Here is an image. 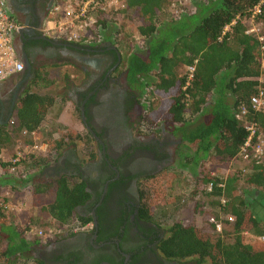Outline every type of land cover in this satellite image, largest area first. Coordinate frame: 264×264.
Segmentation results:
<instances>
[{
    "label": "trees",
    "instance_id": "1",
    "mask_svg": "<svg viewBox=\"0 0 264 264\" xmlns=\"http://www.w3.org/2000/svg\"><path fill=\"white\" fill-rule=\"evenodd\" d=\"M172 1L124 0V10H130L136 20L135 31L142 37L143 47L135 51L126 46L127 53L119 51L128 78L136 81L137 75H142L141 84L146 93L144 124L152 127L161 122L164 128L180 136L183 150L177 153L178 166L190 170L199 186L211 182L204 196L227 215L226 220L231 217V221H225L226 228L228 224L230 228L223 237L210 222L212 230L205 231L193 223L171 220L161 225L165 230L156 242L155 251L160 257L181 264H264V239L245 236L247 232L258 236L261 233L258 227L264 228V154L259 159H250L244 173L217 175L236 158L247 138L243 121L235 117L240 106L247 111L244 121L256 123L264 138V109L254 110L249 103L253 95L264 91L260 80L264 38L258 39L259 35L264 36V0L253 19L258 34L247 31V20L260 0H196L191 12L176 10L164 15V9ZM116 13L96 11L93 25L97 34L104 29H119L115 25ZM188 67H193L189 78ZM32 74L14 102L8 123L0 124V147L9 142L16 130L37 131L53 106L54 96L38 90L50 86L55 78L49 76L46 66L33 70ZM63 136L79 138L77 132L62 134L54 140L48 154L19 158L15 165L22 166L26 177L16 180L28 184L30 200L40 206L44 215L71 233L74 227L91 221L77 211L90 197L84 180L72 172L58 177L44 176L46 179L27 174L29 168L42 171L48 159L59 154L57 147ZM72 152L75 153L74 148ZM84 153L89 158L95 155L94 150L87 148ZM247 157L251 158V152L248 151ZM204 160H212L206 172L195 171L193 167ZM7 165H10L8 161H0L1 167ZM7 180L15 182L12 177ZM139 189L140 217L160 225L153 219L156 191ZM20 234L0 207V239L5 241L0 247V264H22L29 244L38 242L35 237L26 240Z\"/></svg>",
    "mask_w": 264,
    "mask_h": 264
},
{
    "label": "flooded vegetation",
    "instance_id": "2",
    "mask_svg": "<svg viewBox=\"0 0 264 264\" xmlns=\"http://www.w3.org/2000/svg\"><path fill=\"white\" fill-rule=\"evenodd\" d=\"M56 1L4 0L20 25L13 33L17 57L25 56L33 66L30 76L23 68L0 80V122L33 70L62 69L60 78L67 82L54 86L53 94L73 103L84 132L77 133V140L65 139L41 173L58 177L73 172L83 179L90 197L77 211L91 221L40 247L29 246L25 253L33 264H181L156 253L165 227L140 217L136 178L170 165L183 150L182 140L161 122L144 124L142 75L136 81L128 78L112 37L80 43L46 31ZM85 147L94 150V157L79 155Z\"/></svg>",
    "mask_w": 264,
    "mask_h": 264
},
{
    "label": "rangeland",
    "instance_id": "3",
    "mask_svg": "<svg viewBox=\"0 0 264 264\" xmlns=\"http://www.w3.org/2000/svg\"><path fill=\"white\" fill-rule=\"evenodd\" d=\"M194 1L196 0H182V2L178 5L176 3L168 4L167 8L164 9V15H171L176 10H186L193 11ZM109 3V7L105 5ZM57 5L62 8L68 5L67 0H58ZM100 5H102L105 10H110L116 13V27H119L116 31L112 29H104L101 34H97V28L93 25L96 11H91L90 17L91 22L87 23L86 33H80V37L76 36V41L80 43H91L98 39H103L112 37L115 40V44L118 49L122 53H127L126 46L129 49H142L143 47V39L140 37L135 31L136 20L133 18L130 10H124V0H102ZM180 6V7H179ZM62 11V10H59ZM54 13V11H53ZM54 16L58 18L59 14L55 13ZM249 25V21L247 20ZM47 28V25L45 26ZM128 50V49H127ZM263 60V72L261 75V82L264 85V51L262 53ZM62 69H48L49 73H54L56 80L60 81ZM54 88V87H53ZM146 94V93H144ZM145 97V95H144ZM64 103H61L63 105ZM73 121L74 123H69L70 118H67V114L56 115L53 114L51 121L46 120L42 126H40V136L34 137L31 135V138H28L27 133L24 131L20 132H12L10 141L6 144H3L0 147V159L2 161H7L10 157H12L15 153H19L21 156H26L29 153H34L37 155H46L48 154V146L46 142H48L52 137L58 138L60 133L75 131L79 134L83 133L84 130L81 128L79 123V117L77 111L73 110ZM7 122H0V124H6ZM8 127V125H7ZM39 132V133H40ZM29 134V133H28ZM263 138V136H262ZM264 139V138H263ZM32 141L31 144H26L27 141ZM50 143V141H49ZM86 148V147H85ZM78 149V153L80 156L84 154V149ZM182 148V147H181ZM33 151H30L32 150ZM88 149V148H87ZM49 158V156H47ZM250 159L245 158L242 154H238L235 159L229 161L228 166L226 168L220 169L218 172V176L224 177L230 173H234L240 171L244 173L247 171L250 166ZM256 159V158H252ZM51 159L44 165H48ZM178 162L180 160L176 156L174 161L170 163V165L165 166L154 174H148V172L138 174L136 181L137 185L145 190L152 189L157 193L156 205L153 210V219L156 223L160 225H167L171 220H179L184 224L193 223L196 226L204 229L205 231H211L212 227L208 223L211 217L216 218L220 221L221 228L218 231L223 234V237L227 234V230L230 228L229 224L226 228L225 221L226 214H223L218 211L216 205H213L210 201V198L204 196V192L206 191L205 185H200L199 183H194L193 175L187 168H181L178 166ZM210 164H212V160H204L198 163L197 166L193 167L195 171H203L206 172L209 168ZM214 169V167H213ZM31 170V168H29ZM218 170V169H217ZM2 174H0V197H5L6 193L9 197V207L3 211V213L7 216V219L16 227H18V223L29 222L38 226L42 230V234L49 232L51 240L62 237L66 232L61 227L57 225L52 219L46 215H44L40 211V206L32 203L28 196V184L22 181H17L18 177L22 179L26 177V172L22 171L21 165H16L14 167V171L12 173L8 171L1 170ZM32 171V170H31ZM18 172H20L18 174ZM73 173V172H72ZM201 173V175H202ZM28 174V173H27ZM75 174V173H74ZM33 177H38L43 179L45 175L41 173V171L31 172L30 174ZM14 178L15 182H9L7 179ZM202 190V192H201ZM264 193V191L262 192ZM262 217L264 219V212L262 211ZM208 218V221H206ZM258 231L261 232L258 236L252 232L245 233V236L249 239L259 238L264 236V228L258 227ZM38 239V244L45 242L42 237H35ZM31 238L29 240L35 239ZM1 240V239H0ZM26 260V259H25ZM27 262V260H26Z\"/></svg>",
    "mask_w": 264,
    "mask_h": 264
},
{
    "label": "built area",
    "instance_id": "4",
    "mask_svg": "<svg viewBox=\"0 0 264 264\" xmlns=\"http://www.w3.org/2000/svg\"><path fill=\"white\" fill-rule=\"evenodd\" d=\"M57 1L52 8L51 16L47 21L46 31L71 41H76V36L80 37L81 32L83 35L86 33L87 23L91 22V11H97L98 9L105 10V8L100 5L102 0H67L68 5L62 8L57 5ZM262 1L263 0H260L251 9V13L248 17L250 25L247 31L249 32L256 34L259 33L258 28L253 24V19L254 16L259 12V5L262 3ZM105 6L109 7V3H107ZM55 13L59 14L58 18L54 16ZM19 27V23H17L7 12L4 0H0V80L4 79L11 73L20 72L23 69V64L17 57L13 46V33L17 31ZM263 38L264 36L262 35L258 36L260 41ZM192 69L193 67H188V78L191 76ZM249 103L254 110L264 109V91L260 90L256 95H253L249 99ZM246 112L247 111L245 107L240 106L239 111L235 114L237 119H241L243 121V127L247 131V138L238 154H242L245 158H248L247 156L249 151L251 152V159H259L264 154V139L262 138L256 123L253 121H244ZM22 157L23 156H21L19 153H15L7 160L10 165H7L6 167L0 166V172L3 170L12 173L14 171V167L16 166L15 163L19 160V158ZM0 161L2 160L0 159ZM211 186V182H209L206 186V190H210ZM8 201L9 197L7 193L5 197H0L1 210L5 211V209L9 207L10 204ZM227 220L231 221V217H227ZM209 222L214 225L217 231L220 230L221 224L219 220L211 217ZM17 226L21 233L20 235L26 240L36 236L42 237L46 241H49L52 238L50 237L49 232L43 235L42 230L38 226L29 222L18 223ZM74 229H76V227H74L72 230ZM260 239H264V236H261Z\"/></svg>",
    "mask_w": 264,
    "mask_h": 264
},
{
    "label": "crops",
    "instance_id": "5",
    "mask_svg": "<svg viewBox=\"0 0 264 264\" xmlns=\"http://www.w3.org/2000/svg\"><path fill=\"white\" fill-rule=\"evenodd\" d=\"M199 1H205V0H199ZM177 2V3H176ZM182 2V0H173L170 4H175L176 3V5H178V4H180ZM180 7V6H179ZM46 25H47V23H45ZM250 25V24H249ZM249 27V26H248ZM109 40V39H108ZM47 69H54V68H47ZM69 71V70H68ZM54 73H50L49 74V76L50 77H52V78H55V76L53 75ZM49 77V78H50ZM68 81H71V82H75V80L74 79H71L70 77L68 78ZM67 82V78H65V77H63L62 78V80L60 81V79H59V81H56V78H55V81L50 85V86H48L47 88H45V89H39L38 91L40 92V93H50L51 95H53L54 96V103H53V106L50 108V110L47 112V114L45 115V117H44V119H43V121H42V123H41V125L40 126H42V124L46 121V120H48V121H51V119H52V117H55L56 115H60V114H64V113H66L67 114V118L69 119H71L70 120V122L69 123H74V121H73V118H74V113H73V110L74 111H77L76 110V108H75V106L73 105V103H71L70 101H68V100H63V98H61V97H59V96H55L53 93V87L54 86H61L63 83L65 84ZM13 86L14 85V81H12V80H10V83L8 82V86ZM32 89L33 90H36V88H34V87H32ZM21 93V92H20ZM19 93V94H20ZM18 94V95H19ZM1 97H0V102H1ZM17 99V98H16ZM61 103H64L63 105H61ZM57 112V114L55 115V116H53V114H55ZM11 114H12V112H11ZM10 117H11V115H10ZM9 117V118H10ZM9 120V119H8ZM7 120V121H8ZM6 121V122H7ZM6 128H7V130H9L10 129V126L8 125V127L6 126ZM40 128V127H39ZM37 129V131H35L34 133H27V137L28 138H31V135L33 134L34 135V137H37V136H40V134H41V132H40V129ZM20 132V130H16V131H14V132ZM23 132H24V130H22ZM40 132V133H39ZM71 132H75V131H69V132H62V133H60V136L57 138H54V137H52L49 141H50V143H49V141L48 142H46V144H47V146H48V149H50L51 148V146L53 145L54 146V140H58V139H60V137H61V135L62 134H68V133H71ZM65 139H67V136H63L62 137V142L60 143V145L57 147V150H58V153L60 152V150L64 147V142H65ZM69 139V138H68ZM11 140V139H10ZM9 140V141H10ZM27 141V140H26ZM26 144H31L32 143V141L30 140V141H27V142H25ZM6 144V143H5ZM2 146V145H1ZM54 150H56V149H54ZM30 151H33V149L32 150H30ZM52 153L53 154H55V152L54 151H52ZM29 154H34V153H29ZM28 155V154H27ZM35 155H37V154H35ZM53 157V156H52ZM52 159V158H51ZM49 164V163H48ZM32 170V169H31ZM31 170H28V175H30L31 174V172H33V170L31 171ZM47 178V177H46ZM46 178H44V179H46ZM10 182V181H9ZM4 240L3 239H1L0 240V247H2L3 245H4ZM47 241H45V242H43V243H41V244H38V243H36V242H31L30 244H29V246H36V247H40L41 245H43L44 243H46ZM27 253H25L24 254V260H22V264H33L32 263V261H31V259H30V257H28L29 255L27 254ZM27 260V262H26V260Z\"/></svg>",
    "mask_w": 264,
    "mask_h": 264
},
{
    "label": "water",
    "instance_id": "6",
    "mask_svg": "<svg viewBox=\"0 0 264 264\" xmlns=\"http://www.w3.org/2000/svg\"><path fill=\"white\" fill-rule=\"evenodd\" d=\"M18 58H19V57H18ZM19 59L21 60V62H22V64H23V68H26L28 76H30V75H31V74H30V70H31L30 62L27 60V58H26L25 56H23V57H21V58H19ZM16 97H18V96H16ZM14 102H15V101L12 102V104H11V106H10V109H9V113L6 115V118L3 120L4 123H5V122L9 119V117H10V114H11L12 109H13V106H14Z\"/></svg>",
    "mask_w": 264,
    "mask_h": 264
}]
</instances>
